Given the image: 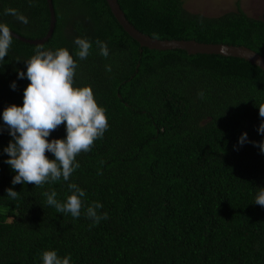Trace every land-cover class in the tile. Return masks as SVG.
Segmentation results:
<instances>
[{
	"label": "trees",
	"instance_id": "16d2710c",
	"mask_svg": "<svg viewBox=\"0 0 264 264\" xmlns=\"http://www.w3.org/2000/svg\"><path fill=\"white\" fill-rule=\"evenodd\" d=\"M53 2L56 29L42 46L69 50L78 64L74 85L92 87L109 127L76 157L80 166L68 181L13 185L16 173L4 152L12 137L2 114L23 105L30 81L18 72L26 73L25 61L37 47L13 38L0 62V264H43L46 250L70 255V264H264V207L254 203L264 188L258 146L264 141L258 132L264 72L237 58L141 53L106 0ZM118 2L150 37L244 46L264 57V13L254 19L238 9L209 18L188 12L183 0ZM0 23L26 38H43L50 25L47 0H0ZM77 37L92 44L86 59L76 57ZM97 40L107 44V58ZM63 138L64 124L47 139ZM69 184L85 192L78 218L58 213L43 195L55 191L63 203ZM10 187L16 199L7 196ZM97 202L103 206L98 215L107 213L98 224L86 214Z\"/></svg>",
	"mask_w": 264,
	"mask_h": 264
},
{
	"label": "clouds",
	"instance_id": "9594fccd",
	"mask_svg": "<svg viewBox=\"0 0 264 264\" xmlns=\"http://www.w3.org/2000/svg\"><path fill=\"white\" fill-rule=\"evenodd\" d=\"M5 14L16 16L24 24L28 23L27 17L14 9H7ZM12 42L10 27L0 23V62L7 56ZM74 43L78 46L76 57L86 59L90 54L91 42L87 38L77 37ZM96 43L100 54L107 58V44L100 40ZM25 62L26 73L18 72L19 79L26 76L30 81L24 89L23 105L12 104L2 114L4 126L12 137L4 148L9 157L5 163L16 173L12 184L30 183L42 187L61 178L68 181L80 166L76 157L81 152L90 151L94 142L102 138L108 129L107 109L97 103L90 85H74L78 64L67 48L50 50L38 45L35 55ZM106 71H111L110 65H106ZM11 87L15 90V82ZM198 95L202 97L203 93ZM259 115L264 118V105L259 106ZM62 124L66 126V138L49 141L47 138L50 134ZM258 132L264 134V123L260 124ZM246 139L247 133H243L239 143L242 145ZM258 146L264 152V141ZM47 152L53 153L55 158L49 159ZM69 189L71 194L63 203L56 199L55 191L44 192L43 195L47 198L46 203L54 206L58 213H70L78 218L85 192L76 184H69ZM6 192L11 199H16L19 194L11 187ZM254 203L264 207V188H259ZM102 207L97 202L87 208L86 214L94 223L107 219V213L98 215L96 211ZM70 260V255L61 258L55 250H46L42 254L43 264H70Z\"/></svg>",
	"mask_w": 264,
	"mask_h": 264
},
{
	"label": "water",
	"instance_id": "95a60500",
	"mask_svg": "<svg viewBox=\"0 0 264 264\" xmlns=\"http://www.w3.org/2000/svg\"><path fill=\"white\" fill-rule=\"evenodd\" d=\"M106 1L120 26L131 38L140 44L141 53L143 48H148L157 51L183 50L190 55H216L227 58H237L257 66L264 72V57L247 47L223 43H205L197 40H159L136 29L127 19L118 0ZM47 4L50 12V25L46 36L40 39H30L11 30L13 38L34 46L45 45L53 37L57 24L53 0H47Z\"/></svg>",
	"mask_w": 264,
	"mask_h": 264
},
{
	"label": "rangeland",
	"instance_id": "374dc122",
	"mask_svg": "<svg viewBox=\"0 0 264 264\" xmlns=\"http://www.w3.org/2000/svg\"><path fill=\"white\" fill-rule=\"evenodd\" d=\"M185 9L203 17H220L241 9L249 17L260 19L264 13V0H183Z\"/></svg>",
	"mask_w": 264,
	"mask_h": 264
}]
</instances>
